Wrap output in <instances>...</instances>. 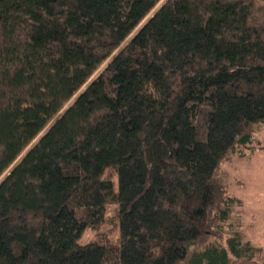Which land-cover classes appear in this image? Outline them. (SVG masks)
Returning a JSON list of instances; mask_svg holds the SVG:
<instances>
[{
    "label": "trees",
    "instance_id": "trees-1",
    "mask_svg": "<svg viewBox=\"0 0 264 264\" xmlns=\"http://www.w3.org/2000/svg\"><path fill=\"white\" fill-rule=\"evenodd\" d=\"M261 127L264 0H0V264H260L221 172Z\"/></svg>",
    "mask_w": 264,
    "mask_h": 264
},
{
    "label": "rangeland",
    "instance_id": "rangeland-1",
    "mask_svg": "<svg viewBox=\"0 0 264 264\" xmlns=\"http://www.w3.org/2000/svg\"><path fill=\"white\" fill-rule=\"evenodd\" d=\"M221 180L228 194L238 201L226 228L228 235L238 233L244 243L248 242L258 250L256 260L264 264V127L257 130L251 146L223 165ZM114 211L115 208L109 206L107 214L111 221L86 230L79 243L117 240L119 230L113 221Z\"/></svg>",
    "mask_w": 264,
    "mask_h": 264
}]
</instances>
